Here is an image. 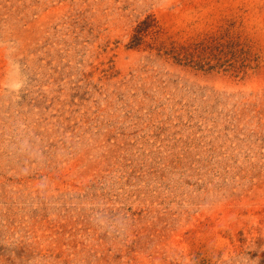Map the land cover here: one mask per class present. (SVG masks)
Wrapping results in <instances>:
<instances>
[{"label": "rangeland", "instance_id": "374dc122", "mask_svg": "<svg viewBox=\"0 0 264 264\" xmlns=\"http://www.w3.org/2000/svg\"><path fill=\"white\" fill-rule=\"evenodd\" d=\"M0 264H264V0H0Z\"/></svg>", "mask_w": 264, "mask_h": 264}, {"label": "trees", "instance_id": "16d2710c", "mask_svg": "<svg viewBox=\"0 0 264 264\" xmlns=\"http://www.w3.org/2000/svg\"><path fill=\"white\" fill-rule=\"evenodd\" d=\"M155 27V20L151 17L146 18L136 28L130 46H140L144 42V39L148 35V33ZM216 46L217 44H213V42L206 45L195 44L188 46H172L171 48H168L162 44L159 46L158 50L164 51L165 55L172 57L176 61L184 62L186 64H192L194 65V67H200L202 69L203 66H200L202 65L201 60L204 58L206 60L210 58L213 55ZM207 65H210V62H208Z\"/></svg>", "mask_w": 264, "mask_h": 264}]
</instances>
